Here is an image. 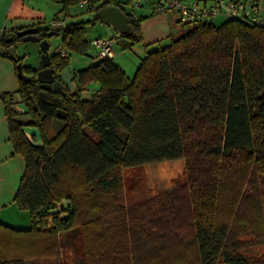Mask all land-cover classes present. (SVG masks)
<instances>
[{"label":"trees","instance_id":"16d2710c","mask_svg":"<svg viewBox=\"0 0 264 264\" xmlns=\"http://www.w3.org/2000/svg\"><path fill=\"white\" fill-rule=\"evenodd\" d=\"M58 1L66 18L80 0ZM86 2L95 12L119 6L128 24L121 36L142 41L139 19L115 0ZM88 24L53 30L63 50L86 52ZM37 27L47 38L51 29ZM18 29L0 31L4 51ZM10 59L29 116L17 117L14 93L2 95L9 140L25 163L14 201L31 226L0 223V264H63L66 245L84 264H252L243 249L264 244L263 25L187 26L146 52L132 78L111 57L74 71L72 93L41 88L40 67ZM50 60L57 74L68 68L67 54ZM92 82L98 89L85 97ZM24 125L39 129V146ZM177 158L186 176L172 190L123 203L121 169Z\"/></svg>","mask_w":264,"mask_h":264},{"label":"rangeland","instance_id":"374dc122","mask_svg":"<svg viewBox=\"0 0 264 264\" xmlns=\"http://www.w3.org/2000/svg\"><path fill=\"white\" fill-rule=\"evenodd\" d=\"M124 9L133 12L136 8L131 3L136 0H115ZM146 0H143L145 4ZM188 1V0H187ZM190 1V0H189ZM203 1V0H201ZM213 1L206 0L207 4ZM260 16L264 18V0H258ZM11 6L12 15L6 18L8 8ZM62 3L58 0H0V29L5 27L11 31V26H17L22 22H35L40 28L49 27L53 31L61 26L50 24L55 17L62 19ZM138 8V7H137ZM70 17H66L69 22L88 21L85 27V39L90 42L93 38H116L113 28L95 19L96 12L89 6L79 7L78 3L69 7ZM7 19V20H6ZM227 18L225 16H214L211 23L219 26ZM68 22V23H69ZM183 28V26H182ZM187 26H184L186 29ZM3 30V29H2ZM10 33V32H9ZM118 33V31H117ZM116 33V34H117ZM118 38V37H117ZM49 42V53L53 54L63 49L62 32L53 33L47 37ZM15 55L20 58L22 65L33 68L40 67V46L38 42L23 41L16 42ZM114 52L119 51L121 45L115 40ZM0 44V223L15 229H27L31 226L30 214L26 209L20 208L14 201L21 175L24 171V158L19 152H15L9 136L8 123L5 117L4 93H14L13 103H16L15 91L18 88V78L12 60L4 53ZM96 49L93 46L87 48L85 53H78L67 50L68 67L76 71L86 68L95 60ZM130 59L134 64L138 62L139 55L134 51L126 53L122 57ZM141 62V61H140ZM132 65V63H131ZM77 85H75V90ZM95 83L86 85L85 97L90 98L97 91ZM15 106V105H14ZM17 117L21 120H29V116L22 114L20 110ZM122 180L123 203L130 205L137 202L147 201L166 191L172 190L179 181L186 176V161L184 158L163 160L155 163L142 164L135 167L120 170ZM264 180V176H261ZM243 252L252 257V264H264V244L243 249ZM63 264H84L80 253L72 245H66L61 252Z\"/></svg>","mask_w":264,"mask_h":264},{"label":"built area","instance_id":"2783aa9c","mask_svg":"<svg viewBox=\"0 0 264 264\" xmlns=\"http://www.w3.org/2000/svg\"><path fill=\"white\" fill-rule=\"evenodd\" d=\"M140 0L133 1L131 6L136 8ZM86 0H80L78 5L83 7ZM174 13L179 23L183 26H194L203 21L210 20L217 15H225L228 18L240 19L251 24L264 26V18L260 16L258 0H214L211 4L201 0H155L153 13ZM53 26L65 25V19L54 18L50 22ZM114 38H93L89 45L96 49L95 61L113 56ZM61 56L67 54L66 50L59 51Z\"/></svg>","mask_w":264,"mask_h":264},{"label":"water","instance_id":"95a60500","mask_svg":"<svg viewBox=\"0 0 264 264\" xmlns=\"http://www.w3.org/2000/svg\"><path fill=\"white\" fill-rule=\"evenodd\" d=\"M96 17L104 24L113 25L118 31L120 38L118 43L123 45H130V41L121 36L122 31L128 29V24L124 13L118 6H106L96 11ZM37 26H28L18 29L15 32V36L21 38L23 41L38 42L40 46V69L37 71V80L39 86L44 89L52 90L55 93H63L67 88L69 92H74L76 79L71 73L69 68L64 69L61 73L57 74L50 65V53L49 42L47 38L40 39L37 35ZM54 31H49L48 35H52ZM12 37L5 39L6 42H10ZM6 55L12 59L16 58L15 46L13 44L8 45L5 49ZM16 103L15 108L20 112L27 114L28 109L23 103L20 95L15 93ZM22 132L27 138L35 145L39 146L42 143L41 134L37 127L31 125H24L21 127Z\"/></svg>","mask_w":264,"mask_h":264},{"label":"crops","instance_id":"0c3cea01","mask_svg":"<svg viewBox=\"0 0 264 264\" xmlns=\"http://www.w3.org/2000/svg\"><path fill=\"white\" fill-rule=\"evenodd\" d=\"M203 1H206V0H203ZM209 1H214V0H209ZM140 2L141 3L138 6V8L136 7V9L133 10V12H129V10H127V9H123V10H125L126 12H129V13H132L136 19H139L140 33H141L142 41L140 43L134 44V45H132V44L123 45V44L119 43L121 45V48H123V49H121L119 51L115 50V52H114V48H113V56L111 57L113 59V61L115 62V64L117 66H119L124 71L125 75L128 78L133 77L138 65L140 64V61L145 56L146 52H148L152 49H155L157 47L167 45L168 43L171 42V40L180 36L182 34V32L184 31V26L178 22L177 17L174 13H171V12L170 13H163V14L153 13V7H154L155 0H146L145 4H143V0H140ZM112 6H117V5H112ZM122 7L124 8V6H122ZM262 10H264V9H262ZM121 11H122V9H121ZM9 15H12L11 6H9V8H8V13L6 15L7 19H9ZM221 16H225V15L221 14ZM68 17H70V15ZM225 18L228 19L227 16H225ZM62 19H65L66 23L69 22V20L67 18H62ZM211 19H213V18H211ZM211 19H210V21H211ZM106 25L113 28V30L117 33L118 30L113 25H111V24H106ZM28 26H36V23L34 21L33 22H26V23L22 22L15 27L11 26L10 30H16L18 28H21V27L24 28V27H28ZM182 26H183V28H182ZM2 29H6V28L3 27ZM2 29H0V31ZM116 33H115V35H117V36H116L115 40L117 41L120 38L119 31L117 34ZM130 51H134V52L138 53L140 59L138 60V62L135 61V63H137V64H134L133 61L130 59H128V60L125 59L126 61H123L122 57L125 56L126 53H128ZM94 62H95V60L92 61L90 63V65L93 64ZM131 63H132V65H131ZM69 69L71 70V73L74 72V70H72L71 68H69ZM92 83H95V82H92ZM75 85H77V82H75ZM95 85L97 87L99 86L98 83H95ZM85 92H86V90H85ZM8 139H9V136H8L7 140Z\"/></svg>","mask_w":264,"mask_h":264},{"label":"flooded vegetation","instance_id":"af4514ba","mask_svg":"<svg viewBox=\"0 0 264 264\" xmlns=\"http://www.w3.org/2000/svg\"><path fill=\"white\" fill-rule=\"evenodd\" d=\"M38 32H39V31H38ZM38 32H37L38 37H39L40 39H42V37L39 36ZM20 39H21V38H20ZM64 89H65V88H64Z\"/></svg>","mask_w":264,"mask_h":264}]
</instances>
